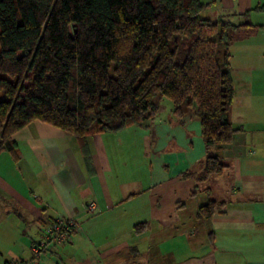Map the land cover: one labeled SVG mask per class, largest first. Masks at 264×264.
Listing matches in <instances>:
<instances>
[{
    "label": "crops",
    "instance_id": "crops-1",
    "mask_svg": "<svg viewBox=\"0 0 264 264\" xmlns=\"http://www.w3.org/2000/svg\"><path fill=\"white\" fill-rule=\"evenodd\" d=\"M200 1L202 18L238 26L235 132L211 150L222 173L203 178L199 117L193 107L176 116L163 97L153 119L84 146L33 121L14 135L16 157L0 152V263L30 259L45 223L72 217L78 230L41 264H264V0ZM209 201L214 214L198 218Z\"/></svg>",
    "mask_w": 264,
    "mask_h": 264
},
{
    "label": "trees",
    "instance_id": "trees-1",
    "mask_svg": "<svg viewBox=\"0 0 264 264\" xmlns=\"http://www.w3.org/2000/svg\"><path fill=\"white\" fill-rule=\"evenodd\" d=\"M203 8L200 0H0V152L16 157L14 135L36 120L84 146L89 135L153 119L165 97L176 116L193 107L199 117L203 178L222 173L211 150L235 132L228 47L238 26L202 18ZM217 206L209 201L196 216Z\"/></svg>",
    "mask_w": 264,
    "mask_h": 264
},
{
    "label": "built area",
    "instance_id": "built-area-1",
    "mask_svg": "<svg viewBox=\"0 0 264 264\" xmlns=\"http://www.w3.org/2000/svg\"><path fill=\"white\" fill-rule=\"evenodd\" d=\"M95 209L94 202L86 204L87 212ZM78 230V224L72 217L56 218L48 221L42 228L41 237L31 246L32 257L27 260H14L0 264H41V254L56 245H62L69 241L72 234Z\"/></svg>",
    "mask_w": 264,
    "mask_h": 264
},
{
    "label": "rangeland",
    "instance_id": "rangeland-1",
    "mask_svg": "<svg viewBox=\"0 0 264 264\" xmlns=\"http://www.w3.org/2000/svg\"><path fill=\"white\" fill-rule=\"evenodd\" d=\"M4 99H6V95L3 92H0V100ZM162 100L166 102V105H171V102L167 98L163 97Z\"/></svg>",
    "mask_w": 264,
    "mask_h": 264
}]
</instances>
